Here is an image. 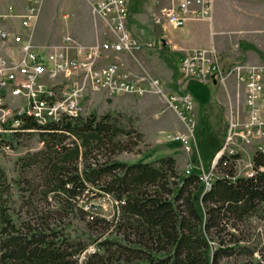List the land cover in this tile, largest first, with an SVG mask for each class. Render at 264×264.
I'll return each instance as SVG.
<instances>
[{
  "label": "trees",
  "instance_id": "obj_1",
  "mask_svg": "<svg viewBox=\"0 0 264 264\" xmlns=\"http://www.w3.org/2000/svg\"><path fill=\"white\" fill-rule=\"evenodd\" d=\"M160 55L177 79L175 57L181 54L166 49ZM22 121V132L44 130V147L19 159L16 196L0 167V264H79L80 255L97 240L66 232L57 219L67 216L90 187L118 201L119 216L103 217L98 205L86 211L89 224L106 223L117 230L95 243V251H86L81 264H217L234 247H214L212 230L232 218L257 214L264 202V171L232 178L240 153L219 159L216 167L225 176L212 178L207 188L199 172L178 171L172 155L151 162L101 161L104 151L128 149L125 136L132 140L135 132L134 145L143 138L111 114L91 113L46 125L32 117ZM253 165L264 166V153L255 152Z\"/></svg>",
  "mask_w": 264,
  "mask_h": 264
},
{
  "label": "rangeland",
  "instance_id": "obj_2",
  "mask_svg": "<svg viewBox=\"0 0 264 264\" xmlns=\"http://www.w3.org/2000/svg\"><path fill=\"white\" fill-rule=\"evenodd\" d=\"M11 1L16 2L17 5L20 4L17 8L21 12L26 0H0V9H7ZM155 2V0H131L129 28L142 41H158L160 36L164 35V23L154 22L155 14H159L161 8ZM165 2L168 3V1ZM240 3L246 5V8L253 7L252 10L255 9V11L248 9L250 10L248 12L244 7L233 4V10L230 13L231 8L225 11L222 4L213 11L212 28L204 23L194 30L196 44H204L207 41L209 46L212 43L217 46L226 69L238 62L248 65L264 62L262 54L264 53V18L257 12L260 9L254 7L255 2L240 1ZM11 23L25 36L31 37L34 45L40 50H50L63 45L66 37H71L72 41L86 46L104 43L114 38L108 22L102 15L93 12L89 0H43L38 21L33 30L23 27L20 20L15 22L7 19L0 12V28H9ZM167 34L170 35L168 32ZM6 45L11 46L12 43L9 42ZM252 45L259 50L257 51ZM161 51L164 49L133 53L110 52L105 59L107 63L116 62L124 70H129L139 77L152 76L161 79L164 93L167 95L181 90L188 91L195 99L194 115L186 118L187 113L184 112L185 120L181 119L174 112L177 104L172 105L165 94L149 92L138 95L127 92L113 94L114 99L116 97L119 99L112 100L107 92L87 90L84 99L85 116L91 113H96L98 116L111 114L126 130L143 133L142 141L138 145L133 144L138 140L134 132L132 140L125 136V140L129 143L127 150L116 154L104 151L99 155V159L104 161L113 158L135 163L151 162L163 156L172 155L176 158L177 169L180 172H187L188 168L191 172L197 173L202 170L209 171L211 166L214 167V163L219 161L218 156L231 155L230 152L218 151L224 143L231 121L241 122L245 118L244 87L238 86L234 76L230 77L226 83L217 85L205 84L196 79L185 80L180 75L178 66L175 72L178 71L179 77L175 79L174 70L164 64V58L160 55ZM178 60V57L175 58L177 64ZM159 63L162 68L158 65ZM121 95L134 97L137 102H134L132 98H122ZM144 97L154 98V100L151 103H145ZM163 97L164 103L161 102ZM134 106H141L143 109L135 111ZM180 111L184 109L181 107ZM188 122L193 124L192 129L189 128ZM177 133H188L192 136V151H186L173 140ZM17 134L19 135L12 136L13 138L10 137V139L2 137V144H9V142L12 144L11 150L0 147V167L5 170L15 196L18 193L16 180L19 177V159L44 147L38 133L17 132ZM244 148L246 150L240 152L241 159L236 166L235 174L238 177L245 175L248 169L247 164L252 160L256 150L254 143L244 145ZM216 173V176L220 175V170L218 169ZM77 203L67 216L57 219L59 228H65L66 232L70 230L72 235L83 238L90 234L97 240L92 243L98 244L106 237L115 235L117 228L113 225L94 224V222L89 224L86 212L91 206L98 205L103 209V217H118L119 203L111 195L90 187L79 196ZM257 212L244 220L237 221L232 218L227 224L212 230L210 237L214 247L220 245L237 247L230 250L231 256L220 258L217 264H264V202L260 203ZM95 243L91 244L86 251L96 250ZM86 251L80 255L79 264Z\"/></svg>",
  "mask_w": 264,
  "mask_h": 264
},
{
  "label": "built area",
  "instance_id": "obj_3",
  "mask_svg": "<svg viewBox=\"0 0 264 264\" xmlns=\"http://www.w3.org/2000/svg\"><path fill=\"white\" fill-rule=\"evenodd\" d=\"M160 6L155 14V23L163 22L176 28L183 27L190 19L212 22L215 0H155ZM164 1V3H163ZM165 1H168L166 3ZM43 0H29L22 13L10 16L20 18L21 25L33 30L38 18L39 6ZM93 12L102 15L110 27L114 38L103 44L83 46L74 43L70 37L65 43L50 50H40L14 24L9 29H0V40L13 43L17 50L10 55L0 56V147L12 149V144H2V137L17 135V127H24L25 121H16V114L39 113V120L70 119L71 115L86 114V91H103L110 95L122 93L164 94L161 79L139 77L124 70L116 62H106L108 53L135 52L149 49H162V39L144 42L138 39L129 28L131 0H90ZM7 17V16H5ZM108 55V56H107ZM219 50L214 46L186 50L179 60L178 71L183 79H196L205 84H224L230 77L245 91V118L232 120L230 128L218 152L246 150L244 145L254 143L255 151L264 153V62L248 65L238 62L225 68ZM172 105L182 107L181 115L186 118L194 115L195 99L189 92L176 91L169 95ZM177 106V107H178ZM71 107H78V114H71ZM232 119V118H231ZM190 124V122L188 123ZM193 124L189 125L192 129ZM44 130L27 128V133ZM174 141L186 151L192 150L193 138L188 133H177ZM44 145V141H41ZM241 157L236 159L235 167ZM228 164L225 160L224 165ZM245 177H254L264 171L251 160L247 164ZM218 167L202 170L201 178L206 185L216 176ZM187 172H191L188 168ZM227 175V174H226ZM225 176L224 172L220 175ZM241 177V176H239ZM237 179L238 176L232 177ZM118 202V201H116ZM95 249H93L94 251Z\"/></svg>",
  "mask_w": 264,
  "mask_h": 264
},
{
  "label": "crops",
  "instance_id": "obj_4",
  "mask_svg": "<svg viewBox=\"0 0 264 264\" xmlns=\"http://www.w3.org/2000/svg\"><path fill=\"white\" fill-rule=\"evenodd\" d=\"M90 1V0H89ZM233 1V2H232ZM240 1H252V2H255L256 3V6H254V7H257V9L259 8L260 9V11L258 10L257 12H259L262 16H263V18H264V0H215V5H214V9L216 8H219L222 4H223V9L225 10V11H227V9H230L231 8V10H230V13H232V10H233V4L234 5H238V6H242V7H244L245 9H247V11L248 12H250V10H248V9H251L252 10V8H246V5H243L242 3H240ZM91 3V2H90ZM156 3V2H155ZM29 4V0H26L25 1V4H24V8H23V10L20 12V10L17 8V7H19L20 6V4L19 5H17V3L16 2H13V1H11L10 2V4H9V6H8V8L7 9H0V12L2 13V15H5V16H7L6 18L7 19H9V20H13V21H17V20H20L21 21V19L20 18H13V17H11L10 15L12 14V13H14L15 11L16 12H18V13H22V12H24L25 11V9H26V7H27V5ZM15 5V6H14ZM156 6V5H155ZM253 12L255 11V9H253L252 10ZM207 24L208 26H210V28H212V22H209V21H207V20H200V19H190V20H188L187 21V23L183 26V27H181V28H176V27H173V26H171V25H164V35H161L160 36V39H162V40H164V43H165V48L166 49H169V50H171V52L172 53H175V54H177V53H180L181 54V56L180 57H182V55H183V53L186 51V50H190V49H195V48H207V47H210V46H212V45H214L216 48H217V46L214 44V43H212L210 46H209V43H207V41L204 43V44H196L195 42H194V40H195V32H194V30L197 28V27H199V26H201L202 24ZM7 24V23H6ZM12 24V23H11ZM11 24L9 25V28H11ZM36 24H37V22H36ZM36 24L34 25V27H33V29L35 28V26H36ZM8 26V25H7ZM8 27H6L5 29H9ZM1 29V28H0ZM4 29V28H3ZM145 31V30H144ZM146 32V31H145ZM167 32L168 33H170V35L169 34H167ZM71 38V37H70ZM142 41V40H141ZM149 41H153V40H148L147 42H149ZM73 42L74 43H76L74 40H73ZM144 42H146V41H144ZM105 43V42H104ZM77 44H80V43H77ZM100 44H102V43H100ZM80 45H82V44H80ZM83 46H86V45H83ZM91 46V45H90ZM38 48V47H37ZM0 49H1V52H0V56H6L7 54H9L10 52L12 53V51H15V50H17V46L15 45V44H13L12 43V45L11 46H8V45H6V43L5 42H3V41H1L0 40ZM218 49V48H217ZM220 52V51H219ZM10 53V54H11ZM129 53H131V52H129ZM180 57H178V58H180ZM175 58H177V57H175ZM164 64H166L168 67H170L169 65H168V63L164 60ZM161 68H162V65L159 63L158 64ZM176 65L178 66V64L176 63ZM172 70H173V68L172 67H170ZM173 76V75H172ZM178 82V81H177ZM243 86V85H242ZM108 93V92H107ZM165 94V96H166V98H167V94L166 93H164ZM111 96V98H112V100H116V99H119V97L117 98H113L112 97V95H110ZM120 97H122V98H132V97H127L126 95H121ZM133 99V101L134 102H137L136 100H135V98L133 97L132 98ZM145 101H143V102H145V103H151V102H153V100H154V98H146V97H144L143 98ZM158 100H159V98H158ZM167 100H168V98H167ZM160 101V100H159ZM161 102L162 103H164V97H163V99L161 98ZM144 103H142V105H143ZM141 109H143V107H141V106H134V110L136 111H141ZM155 110V109H154ZM180 108H178V109H175L174 110V112L177 114V116H179L181 119H183V117L180 115ZM242 150H238V152L240 153Z\"/></svg>",
  "mask_w": 264,
  "mask_h": 264
},
{
  "label": "bare ground",
  "instance_id": "obj_5",
  "mask_svg": "<svg viewBox=\"0 0 264 264\" xmlns=\"http://www.w3.org/2000/svg\"><path fill=\"white\" fill-rule=\"evenodd\" d=\"M40 7L41 5L39 6V10H38V14H39V11H40ZM37 21H38V18H37ZM36 21V22H37ZM129 23V22H128ZM36 24V23H35ZM131 30V29H130ZM133 33V32H132ZM134 34V33H133ZM149 42H154V41H149ZM164 42V40H163ZM103 44V43H102ZM166 50L165 48V43H164V47L162 48V50ZM149 50H154V49H149ZM181 58V57H180ZM179 58V60H180ZM179 60H178V65H179ZM71 114H78V107H71ZM28 117H32L34 119H36V121L41 124V125H46L48 123H52V122H57V121H60L61 119H48L46 120L45 122H41V121H38L39 120V113H27V114H16V121H22L23 119L25 118H28ZM78 117H81V115H71V119H74V118H78ZM25 131V130H24ZM17 132H22L21 131V127H17ZM231 153V152H230ZM235 153H239L237 150H235ZM222 154V153H221ZM221 156V155H220ZM224 156H227V157H231L228 156V155H224ZM223 157V156H222ZM218 158H221L218 156ZM218 162V161H217ZM214 163V167H216V163ZM211 181L207 184V188H209L211 186Z\"/></svg>",
  "mask_w": 264,
  "mask_h": 264
}]
</instances>
